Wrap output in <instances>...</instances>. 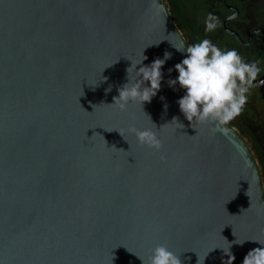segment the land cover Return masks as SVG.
<instances>
[{
  "label": "water",
  "instance_id": "water-1",
  "mask_svg": "<svg viewBox=\"0 0 264 264\" xmlns=\"http://www.w3.org/2000/svg\"><path fill=\"white\" fill-rule=\"evenodd\" d=\"M175 47L163 0H0V264H142L157 245L182 264L231 245L242 264L264 247L255 162L227 125L180 112ZM165 52L150 102L110 105L142 53L137 71Z\"/></svg>",
  "mask_w": 264,
  "mask_h": 264
},
{
  "label": "clouds",
  "instance_id": "clouds-1",
  "mask_svg": "<svg viewBox=\"0 0 264 264\" xmlns=\"http://www.w3.org/2000/svg\"><path fill=\"white\" fill-rule=\"evenodd\" d=\"M235 18V15L228 17L229 20ZM218 24V18L209 14L205 21V30L211 32ZM176 49L180 52L186 51V56L180 63L175 64L178 76L176 79H169L168 84L170 87L178 84L184 90L185 94L177 103L186 120L190 123L195 120L198 123L227 125L238 117L247 103L249 89L260 74L258 62H247L237 50H222L207 38L186 48ZM142 57L140 63L131 64L127 68L128 82L119 88V95L113 97V103L110 104L121 111L127 110L129 102L143 105L156 96L163 79L161 69L166 60L171 58V53L165 52L164 59L156 58L150 65L141 66L137 71L136 66L147 59L143 53ZM168 71L171 73L173 69ZM133 72L136 79L131 76ZM259 83L264 85V80H260ZM110 90L111 88L106 91ZM172 122L181 128L184 127L177 117H173ZM128 131L135 134L141 145L157 150L162 147L157 132L152 128L140 130L130 127ZM120 134L123 136L122 132ZM254 242L264 245L259 241ZM235 243L243 242L236 240ZM230 247L224 250L228 257L224 264H233L235 261V255L229 250ZM149 251L147 261L139 257L142 264H182L180 255L166 245H157ZM242 264H264V247L250 250L243 258Z\"/></svg>",
  "mask_w": 264,
  "mask_h": 264
},
{
  "label": "flooded vegetation",
  "instance_id": "flooded-vegetation-1",
  "mask_svg": "<svg viewBox=\"0 0 264 264\" xmlns=\"http://www.w3.org/2000/svg\"><path fill=\"white\" fill-rule=\"evenodd\" d=\"M187 46L207 38L222 50L235 49L261 71L247 93L241 114L227 126L246 144L258 169L264 194V0H163ZM209 14L219 24L205 30ZM235 15V19L228 17Z\"/></svg>",
  "mask_w": 264,
  "mask_h": 264
}]
</instances>
